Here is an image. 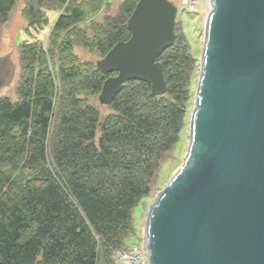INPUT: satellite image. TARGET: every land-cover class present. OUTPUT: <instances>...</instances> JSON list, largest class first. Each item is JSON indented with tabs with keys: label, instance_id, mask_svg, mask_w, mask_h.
Wrapping results in <instances>:
<instances>
[{
	"label": "trees",
	"instance_id": "obj_1",
	"mask_svg": "<svg viewBox=\"0 0 264 264\" xmlns=\"http://www.w3.org/2000/svg\"><path fill=\"white\" fill-rule=\"evenodd\" d=\"M74 0H26L28 27L41 29L45 11L64 7L52 36L84 16ZM138 0H123L116 15L95 31L103 58L129 36L127 19ZM16 0H0V27ZM17 100L0 97V264H117L115 252L133 235L132 211L151 192L160 162L184 125L186 83L195 61L181 38L157 59L167 90L154 96L150 85L130 81L106 107L84 102L73 87L60 93L48 65L53 50L20 45ZM71 42L57 47L65 81L97 96L105 79L96 65L81 70ZM98 101V100H97ZM99 104V103H98Z\"/></svg>",
	"mask_w": 264,
	"mask_h": 264
},
{
	"label": "water",
	"instance_id": "obj_2",
	"mask_svg": "<svg viewBox=\"0 0 264 264\" xmlns=\"http://www.w3.org/2000/svg\"><path fill=\"white\" fill-rule=\"evenodd\" d=\"M182 164L142 225L147 264H264V0H208ZM177 7L138 0L130 36L95 62L108 106L125 84L167 86L158 57L175 41ZM0 56V92L14 77Z\"/></svg>",
	"mask_w": 264,
	"mask_h": 264
},
{
	"label": "rangeland",
	"instance_id": "obj_3",
	"mask_svg": "<svg viewBox=\"0 0 264 264\" xmlns=\"http://www.w3.org/2000/svg\"><path fill=\"white\" fill-rule=\"evenodd\" d=\"M123 0H74L84 12V16L73 21L70 26L63 31L52 36V26L64 7L52 8L44 13L46 24L41 29L29 28L27 20L23 15V8L26 0H16L9 19L6 24L0 27V56H8L14 65V77L10 85L0 92V97H7L12 101L17 100V86L19 75L26 71V67L21 63L20 45L24 42L37 43L46 52L53 50L54 58L48 59V65L54 76L56 85V96L54 98L55 108L60 102V93L65 87H73L77 90V95L84 102L95 105L100 115L103 117L109 113L108 108L98 104L97 96H89L80 92L76 88V81H65L61 76L58 65L59 56L57 47L62 41L71 42L70 54L74 58V63L81 69H90L95 66V62L101 59L100 54L95 49L94 34L102 25L104 19L113 17L117 13L119 4ZM177 7V17L174 27L175 35L181 41L190 57L195 59L186 83L187 99L185 102L184 125L179 133L176 144L167 153V156L160 162L159 168L153 179L151 192L139 200L132 211L133 235L126 240V246H135L138 249L142 245V225L147 209L158 191L167 183L171 175L180 167L187 145V129L190 111L194 97V86L198 72V61L201 51L203 23L208 11V0H198V5L194 10H187L182 6V0H170Z\"/></svg>",
	"mask_w": 264,
	"mask_h": 264
},
{
	"label": "built area",
	"instance_id": "obj_4",
	"mask_svg": "<svg viewBox=\"0 0 264 264\" xmlns=\"http://www.w3.org/2000/svg\"><path fill=\"white\" fill-rule=\"evenodd\" d=\"M198 0H182V6L187 10H194L198 5ZM143 244V243H142ZM117 264H147L146 253L143 245L138 249L135 246L125 247L115 252Z\"/></svg>",
	"mask_w": 264,
	"mask_h": 264
}]
</instances>
